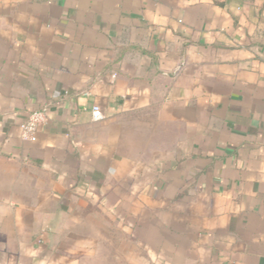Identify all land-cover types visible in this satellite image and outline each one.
I'll list each match as a JSON object with an SVG mask.
<instances>
[{
  "label": "crops",
  "instance_id": "1",
  "mask_svg": "<svg viewBox=\"0 0 264 264\" xmlns=\"http://www.w3.org/2000/svg\"><path fill=\"white\" fill-rule=\"evenodd\" d=\"M0 264H264V0H0Z\"/></svg>",
  "mask_w": 264,
  "mask_h": 264
},
{
  "label": "built area",
  "instance_id": "2",
  "mask_svg": "<svg viewBox=\"0 0 264 264\" xmlns=\"http://www.w3.org/2000/svg\"><path fill=\"white\" fill-rule=\"evenodd\" d=\"M46 107H42L31 111L25 120L19 125V137L23 141L33 142L36 140L37 128L40 124L44 123L47 118ZM90 116L93 121L102 119L101 110L98 105H92L90 108Z\"/></svg>",
  "mask_w": 264,
  "mask_h": 264
}]
</instances>
